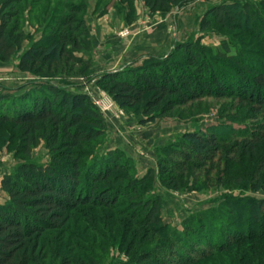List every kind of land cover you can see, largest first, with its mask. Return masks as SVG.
<instances>
[{
  "label": "trees",
  "instance_id": "1",
  "mask_svg": "<svg viewBox=\"0 0 264 264\" xmlns=\"http://www.w3.org/2000/svg\"><path fill=\"white\" fill-rule=\"evenodd\" d=\"M143 1L150 13L170 12L191 2ZM45 2L48 8L42 17L46 18H34L38 23L47 21L37 41L23 26L26 10L32 12V2L0 0V62H9L23 50L17 68L40 78L31 83L32 90L11 101L0 94V151L18 143L17 156L24 159L14 174L1 181L8 200L0 205V264H101L97 251L115 244L118 238L119 249L130 257V264H196L178 245L181 239L170 242L164 253L154 247L158 235L168 236V232L161 226V202L152 191V173L139 175L119 150L103 154L108 133L99 107L88 94L51 82L60 76L88 74L92 62L83 54L90 52L91 40L82 16L83 4L69 5L58 21L48 18L52 0ZM248 10L249 6L220 5L200 22L202 32L240 39L238 56L228 55V45L225 52L211 56L199 43L180 44L165 59H153L125 72H107L98 85L120 108L139 109L147 123L208 97L241 96L248 101L255 97L264 109V20L262 24L259 19L254 22L256 15L248 16ZM231 136L213 130L184 133L178 149L164 151L166 159L159 163L162 185L185 191L197 190L199 185L227 187L243 181L253 191H263L264 174L244 170L233 175L237 165L248 160L257 170L259 159H264L263 140L238 142ZM42 143L49 161H30ZM82 211L92 214L85 215L82 229L98 236L79 235L86 255L66 254L72 235L69 225ZM242 218L235 220L241 228V236L238 234L233 244L238 251L230 253L231 247L218 251H228L231 264H264V224L252 232L242 226ZM201 227L206 228L205 224ZM191 229L195 230L193 225ZM232 232L237 233L235 229ZM190 247L197 253L196 246Z\"/></svg>",
  "mask_w": 264,
  "mask_h": 264
},
{
  "label": "rangeland",
  "instance_id": "2",
  "mask_svg": "<svg viewBox=\"0 0 264 264\" xmlns=\"http://www.w3.org/2000/svg\"><path fill=\"white\" fill-rule=\"evenodd\" d=\"M30 1L32 3L29 8L32 12L30 14L28 9L26 10L23 26L25 31L32 33L38 41L42 37L47 21L38 23L34 22V18L44 20L46 16L42 17L43 11L48 7L45 0ZM52 2L53 7L48 18L50 20L56 18L54 20L58 21L67 14L69 5L85 6L82 16L89 29L91 50L84 53L83 57L85 60H91L92 64L88 74L60 76L51 82L72 92L88 94L99 107L104 114L108 133L102 146L103 154L119 150L124 158L132 161L139 175L152 173L150 178L152 191L159 196L161 202V226L168 232V236L158 235V243L154 247L158 246L159 252L164 253V248H168L170 242L181 239L178 245L196 260V264H231L230 253L238 251L233 245L234 241L241 236V228L237 226L235 220L243 217L242 226L252 232L264 224V190L255 192L251 185L240 181L237 185L227 187L203 188L199 185L197 190L175 191L162 185L159 163L166 159L165 150L179 148L180 138L186 132L213 130L223 136L232 135L231 138L238 139V142H243L245 138H256L257 141L262 139L264 142V109L256 104L255 97L251 101L242 99L241 96L208 97L177 107L171 114L147 123V118L139 109L120 108L98 82L107 72L123 70L125 72L127 69L149 64L153 59H165L173 54L180 44L199 43L211 56L225 52V45H228L230 48L228 55L238 56L241 48L240 39L234 41L214 33L202 32L200 22L212 8L232 5L249 6L250 10L246 14L256 15L254 22L259 19V23L262 24L264 0H191L189 4L170 12L155 13L149 12L143 0H134L133 3L129 0H52ZM57 14L60 17H57ZM27 46L28 44H25L24 49ZM22 51L9 62H0V94L5 95L10 101L14 96H21L32 90L34 84L31 83L40 80L17 68ZM17 144H9L11 148L5 147L0 151V205L8 200V195L1 188L2 179L14 174L24 161L22 157L17 156ZM262 147L264 149V144ZM263 160L259 159L257 170L249 166V160L239 163L233 175L242 174L244 170L249 173L260 172L263 175ZM30 161L37 164L49 161V153L43 143L32 152ZM84 212L75 214L69 225V233L72 235L71 241L66 245V254L74 252L75 255H86L82 249L86 245L79 235L90 238L98 236L92 230L82 229L87 218L85 215H92ZM203 224L206 228L201 227ZM192 225L195 230L191 229ZM234 229L236 234L232 232ZM233 237L238 238L232 239ZM230 239L233 241L231 244L228 241ZM119 242L120 238L115 244L97 251L101 264H130V257L119 249ZM72 244L77 246H70ZM190 246H196L197 253L193 254L194 247ZM219 248L224 250L230 248L231 251L220 253ZM168 259L170 260L169 257Z\"/></svg>",
  "mask_w": 264,
  "mask_h": 264
}]
</instances>
